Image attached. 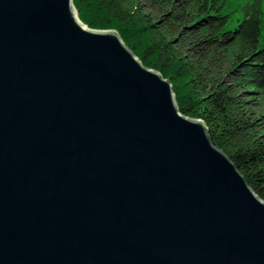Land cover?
<instances>
[{
    "label": "water",
    "instance_id": "water-1",
    "mask_svg": "<svg viewBox=\"0 0 264 264\" xmlns=\"http://www.w3.org/2000/svg\"><path fill=\"white\" fill-rule=\"evenodd\" d=\"M0 264H264V203L72 0H0Z\"/></svg>",
    "mask_w": 264,
    "mask_h": 264
},
{
    "label": "trees",
    "instance_id": "trees-1",
    "mask_svg": "<svg viewBox=\"0 0 264 264\" xmlns=\"http://www.w3.org/2000/svg\"><path fill=\"white\" fill-rule=\"evenodd\" d=\"M263 2L72 0V6L80 22L114 30L144 68L170 83L178 112L203 123L211 145L264 203Z\"/></svg>",
    "mask_w": 264,
    "mask_h": 264
},
{
    "label": "rangeland",
    "instance_id": "rangeland-1",
    "mask_svg": "<svg viewBox=\"0 0 264 264\" xmlns=\"http://www.w3.org/2000/svg\"><path fill=\"white\" fill-rule=\"evenodd\" d=\"M77 17V16H76ZM234 17L238 20H241V17H240V14H235ZM80 22V21H79ZM82 25H84L82 22H80ZM87 29L89 30H93V29H90L88 28L86 25H84ZM235 26V24H233V27ZM118 35V34H117ZM262 40V39H261Z\"/></svg>",
    "mask_w": 264,
    "mask_h": 264
}]
</instances>
